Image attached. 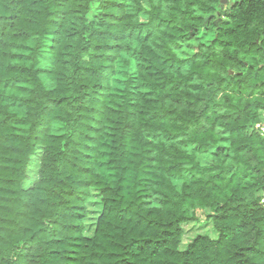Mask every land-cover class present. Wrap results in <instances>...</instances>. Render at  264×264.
I'll return each mask as SVG.
<instances>
[{
    "label": "trees",
    "instance_id": "16d2710c",
    "mask_svg": "<svg viewBox=\"0 0 264 264\" xmlns=\"http://www.w3.org/2000/svg\"><path fill=\"white\" fill-rule=\"evenodd\" d=\"M217 3L0 0V264H264V0Z\"/></svg>",
    "mask_w": 264,
    "mask_h": 264
},
{
    "label": "rangeland",
    "instance_id": "374dc122",
    "mask_svg": "<svg viewBox=\"0 0 264 264\" xmlns=\"http://www.w3.org/2000/svg\"><path fill=\"white\" fill-rule=\"evenodd\" d=\"M219 8L224 9L226 8L225 4H221L218 0ZM203 30L197 32L198 37L202 36ZM213 37V33L210 32L208 36H203L200 38L201 41L206 42L209 41ZM195 43H197L196 40H194ZM195 43H192V52L186 51L185 54H182L180 57H189L192 53L196 51ZM184 51V50H183ZM259 113V120L260 122L253 125L251 129H262L264 128V111H260ZM90 198L85 200L84 206H85V217L83 219V234L85 236H90L92 234V231L94 229L95 220L100 212V203L99 198L96 196L94 192H90ZM198 235H208L212 238H215L217 236L216 231L214 230L212 224L210 221H206L203 218L197 221H191L187 222L182 225V236H181V242L179 244L180 249H184L193 238H195Z\"/></svg>",
    "mask_w": 264,
    "mask_h": 264
},
{
    "label": "flooded vegetation",
    "instance_id": "af4514ba",
    "mask_svg": "<svg viewBox=\"0 0 264 264\" xmlns=\"http://www.w3.org/2000/svg\"><path fill=\"white\" fill-rule=\"evenodd\" d=\"M230 2H231V0H220V3L225 4L226 6H229L231 4Z\"/></svg>",
    "mask_w": 264,
    "mask_h": 264
},
{
    "label": "water",
    "instance_id": "95a60500",
    "mask_svg": "<svg viewBox=\"0 0 264 264\" xmlns=\"http://www.w3.org/2000/svg\"><path fill=\"white\" fill-rule=\"evenodd\" d=\"M222 3V2H221Z\"/></svg>",
    "mask_w": 264,
    "mask_h": 264
}]
</instances>
